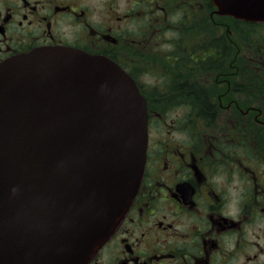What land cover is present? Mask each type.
I'll return each mask as SVG.
<instances>
[{"label": "flooded vegetation", "instance_id": "1", "mask_svg": "<svg viewBox=\"0 0 264 264\" xmlns=\"http://www.w3.org/2000/svg\"><path fill=\"white\" fill-rule=\"evenodd\" d=\"M263 29L211 0H0V63L73 47L117 63L146 100L139 185L86 264H264Z\"/></svg>", "mask_w": 264, "mask_h": 264}, {"label": "water", "instance_id": "2", "mask_svg": "<svg viewBox=\"0 0 264 264\" xmlns=\"http://www.w3.org/2000/svg\"><path fill=\"white\" fill-rule=\"evenodd\" d=\"M264 21V0H211ZM147 146L145 97L117 63L73 47L0 63V264H86L121 221Z\"/></svg>", "mask_w": 264, "mask_h": 264}, {"label": "rangeland", "instance_id": "3", "mask_svg": "<svg viewBox=\"0 0 264 264\" xmlns=\"http://www.w3.org/2000/svg\"><path fill=\"white\" fill-rule=\"evenodd\" d=\"M263 33H264V31H263ZM257 34H259V33H257ZM262 35L261 36H260V34L255 35L254 36L255 40H258L260 38L262 39ZM263 37H264V35H263ZM143 78H144V81L147 82L148 84H150L153 81L152 75H145V76H143ZM146 90L151 95V97L154 99L157 96H160L161 100L163 102H166V101H172V102H174V101H187L186 96L179 93V89H146ZM164 93H166V94H164ZM173 95H176V97L173 98ZM180 99H182V100H180ZM184 112H185V110H184Z\"/></svg>", "mask_w": 264, "mask_h": 264}]
</instances>
